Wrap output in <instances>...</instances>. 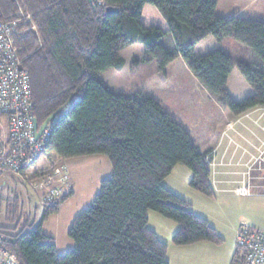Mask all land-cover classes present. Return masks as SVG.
Returning <instances> with one entry per match:
<instances>
[{"label":"trees","instance_id":"trees-1","mask_svg":"<svg viewBox=\"0 0 264 264\" xmlns=\"http://www.w3.org/2000/svg\"><path fill=\"white\" fill-rule=\"evenodd\" d=\"M218 2L0 0L3 19L15 18L20 6L31 14L30 20L18 25L15 38L30 73L35 118L41 124L57 111L62 114L40 157L48 152L62 158L105 154L112 165L91 205L74 218L68 234L75 247L63 254L43 225L73 191L64 190L51 200L47 193L39 198L31 185L43 175L37 171L30 179L13 174L7 179H15L16 185L10 187L13 195L5 205L10 224L0 226V231L20 264H170L168 244L149 226L150 210L179 224L172 237L176 245L224 242L205 217L195 214L188 201L164 185L181 163L194 173L190 185L213 196L210 164L215 152H200L187 129L145 90L116 92L99 78L109 68L122 69L121 49L140 43L160 72L183 57L201 84L233 114L264 106V20L226 18L218 14ZM155 8L166 25L146 19ZM209 36L220 43L234 38L256 58L247 62L243 54L231 55L221 46L197 54L196 45ZM235 68L254 90L240 101L227 87ZM18 180L24 188H19ZM25 197L40 200L35 224L22 222ZM240 258L241 251L236 249L233 260Z\"/></svg>","mask_w":264,"mask_h":264},{"label":"rangeland","instance_id":"rangeland-1","mask_svg":"<svg viewBox=\"0 0 264 264\" xmlns=\"http://www.w3.org/2000/svg\"><path fill=\"white\" fill-rule=\"evenodd\" d=\"M247 1L248 0H219L217 12L226 18L237 15L244 18L264 20V0H253L252 3ZM155 9L154 12H150L152 22L159 25H166L159 11ZM219 45L231 55L243 54L247 62H252V60L256 58L247 46L231 37L225 38L221 43L215 38L212 42L198 43L195 47V51L197 54H204L219 47ZM120 55L125 59L123 68L120 70L109 68L100 73L99 78L116 92L128 93L137 88L145 90L157 99L164 106L166 111L187 129L194 142H197V138L202 142L203 134L200 126L203 123L207 124V120L211 123L214 120L220 119L225 108L222 107L216 98L201 84L199 79L192 73L183 57H177L166 67V72H160L157 71V62L148 57L146 48L143 44L136 43L126 46L121 49ZM194 82L197 83V86L193 85ZM237 85L236 82L235 86ZM232 92L233 98L237 101L242 100L248 95L242 87H237L236 90ZM248 117L249 115L243 117L242 120H246L247 123H250V121L247 120ZM214 126H216V124H214ZM212 128L213 129L209 132L210 136H212L215 127ZM240 131L241 135H236L234 138L237 142L246 146L251 144V141L255 142L259 135H264V131L255 126H251L249 129H241ZM0 139L6 145L2 126L0 127ZM40 159L45 163L43 165L47 168V171H37L38 173L42 172L45 174L41 176V178L34 180V184H38L35 188L37 196H40L39 198L47 193L49 188L56 185V183H60V179L62 178L61 171L63 169L71 172V174L69 173L70 176H68V183L63 184V188L64 190H72L73 195L61 205L58 213L52 214L48 218L43 227V231L53 237L58 252L66 253L75 247L73 239L68 234L74 218L93 202L95 195L100 190V179L110 176L111 174V162L105 154L62 159L59 158L56 153L48 152L40 157ZM261 163L263 162L260 161L259 158L255 160L253 167L250 169L251 172H253V176H258L261 173ZM179 165L185 164L180 163ZM68 172H63V174L65 175ZM48 174L53 176L51 181L45 178ZM29 175V178H31L30 173ZM4 181L7 182L8 185L0 188V226H4L3 224L9 226L10 223L5 219V205L6 199L10 197V194L11 196L13 195L10 187L16 184L15 179H10L9 181H7V179H1L0 183ZM164 181L166 184L173 186L174 190H176V192H174L178 194V164ZM39 182L42 184L39 185ZM17 183L19 188H24L22 181L18 180ZM216 191L217 188L214 190L215 197L209 198V200H213L204 203V207L215 208L214 206H216V203L223 205L230 199V201L226 203L227 207L225 210L226 216L229 217L231 215L227 211L229 206L236 208L235 204L237 205L240 202L243 205V203H245V200L238 195L226 198V194L217 193ZM24 200L25 211L21 216L22 222L29 221L31 224L37 223L40 217V200L37 201L34 198L29 200L26 197ZM232 215L236 217L234 211ZM150 222L153 224L154 220L150 218ZM29 228V226L26 227V229ZM233 262L234 260L232 259V263Z\"/></svg>","mask_w":264,"mask_h":264},{"label":"crops","instance_id":"crops-1","mask_svg":"<svg viewBox=\"0 0 264 264\" xmlns=\"http://www.w3.org/2000/svg\"><path fill=\"white\" fill-rule=\"evenodd\" d=\"M247 2L252 3L253 0H248ZM146 19L151 21V15L146 16ZM213 40L214 37L209 36L200 43L212 42ZM236 82L237 86H235ZM193 85L197 86V83L194 82ZM227 87L232 95V91L236 90L237 87H242L248 95L254 92L237 68L232 71ZM247 115H249L247 120L250 123L242 120ZM263 119L264 106H256L239 115H235L225 108L220 119L211 123L207 120L208 125L203 123L200 126L203 140L200 142L197 138V142H193L200 152H205L209 149L215 152L210 164V182L213 189L217 188V193L226 194V198L238 195L245 200V203L243 205L240 202L237 205L235 204L236 208L229 206L227 209L231 214L229 217L226 216L225 210L227 207L226 203L230 199L223 205L216 203V206H214L216 209L204 207V203L213 200H209V198L215 197V193L213 196H207L193 188L190 185V182L194 179L193 171L186 165L178 164V195L190 203L191 209L195 214L205 217L210 222L224 239V242L216 244L210 241H201L188 245H176L173 243L172 237L179 229V224L158 212L155 213L156 211L150 210L148 212L149 226L160 239L168 244L167 258L170 264H231L236 253V234L239 226L246 223L252 227L264 230V135H259L255 142L251 141L248 146L240 144L234 138L236 135H241V129H249L251 126L264 131ZM1 126L7 141L6 119L0 118ZM212 127H215V129L212 136H210L209 132L213 129ZM2 148L1 146L0 152ZM257 158L263 162L261 163L262 170L258 176H253V172L250 169ZM43 164L45 163L39 159L31 168V172L47 171ZM68 173L71 174L70 171ZM164 184L173 192H176L173 186L166 184L165 181ZM0 188H2V185H0ZM233 211L236 217L232 215ZM150 218L154 220L153 224H151Z\"/></svg>","mask_w":264,"mask_h":264},{"label":"built area","instance_id":"built-area-1","mask_svg":"<svg viewBox=\"0 0 264 264\" xmlns=\"http://www.w3.org/2000/svg\"><path fill=\"white\" fill-rule=\"evenodd\" d=\"M30 19L31 14L22 6L15 18L0 17V118L6 119L8 140L7 148H3L0 152V180L8 179L12 174L30 179L31 168L50 142L53 125L62 115L58 114L39 136L36 135L31 77L28 69L23 65L20 56L21 47L15 38L19 33L18 25ZM23 171L27 174L22 175ZM63 172L62 170L60 185H54L47 191L49 200L64 191L63 184L68 183V176ZM30 174L32 176L35 173ZM45 178L51 181L53 176L48 174ZM40 184L42 183L39 182ZM31 185L38 186L34 184V180L31 181ZM236 249L241 251V258L232 264H264V230L246 223L241 224L237 234ZM0 264H20L16 256L7 248L2 231H0Z\"/></svg>","mask_w":264,"mask_h":264},{"label":"water","instance_id":"water-1","mask_svg":"<svg viewBox=\"0 0 264 264\" xmlns=\"http://www.w3.org/2000/svg\"><path fill=\"white\" fill-rule=\"evenodd\" d=\"M59 111L53 113L50 115L43 123L39 124L38 120L35 119V127H36V135L39 136L41 132L44 130V128L47 126V124L53 120L57 115Z\"/></svg>","mask_w":264,"mask_h":264}]
</instances>
